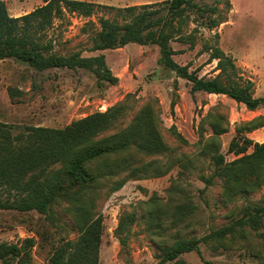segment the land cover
<instances>
[{
	"label": "rangeland",
	"instance_id": "obj_1",
	"mask_svg": "<svg viewBox=\"0 0 264 264\" xmlns=\"http://www.w3.org/2000/svg\"><path fill=\"white\" fill-rule=\"evenodd\" d=\"M4 1L14 16L43 4V0ZM89 1L125 7L165 0ZM196 1L205 6L216 5V0ZM225 2L218 5L226 20L214 29L202 26L206 19L195 10L188 12L189 24L184 32L197 27L195 43L192 46L172 42L175 49H185L174 59L180 64L190 63V70L201 66L199 75L211 78L218 73V60L208 62L210 48L219 46L234 58L244 78L255 81L256 96H264V0H230L231 8L227 11ZM123 14L117 8L105 6L96 7L91 16L67 11L63 18L54 20L44 36V41H51L53 50L61 55L105 54L117 82L100 80L88 68L39 71L13 58L1 60L0 121L12 125L14 134L26 125L61 128L84 121L88 133L102 137L129 127L138 114L150 109L168 149L158 155H133L139 164L158 159L162 165L171 163L172 167L160 176L129 180L110 194L104 189L105 194L98 201L104 223L99 264H157L164 249L177 239H201L212 230L235 222L247 206H264V181L257 188L244 191L240 187L228 189L225 178L218 175L210 185L203 178L219 169L214 152L222 153L226 161L237 157L229 151L234 137L263 139L259 128L248 132L242 127L246 121L264 114V106L252 111L225 94L193 95L187 79L160 64L156 44L132 42L120 48L90 51L101 29L99 19L123 21ZM213 122L225 132L216 134ZM205 145L214 148L208 150ZM4 193L6 197L7 192ZM179 204L189 209L175 218ZM66 207L67 203L61 201L56 211L57 224L36 210L0 208V242L21 243L26 237H34L33 261L49 264L55 247L63 239L77 236ZM132 213L136 220L116 233L120 218L129 219ZM258 232L263 236L246 230L220 240H200L201 254L194 250L182 253L180 258L187 264H264V221ZM118 236H126L125 246ZM0 264L4 263L0 260Z\"/></svg>",
	"mask_w": 264,
	"mask_h": 264
},
{
	"label": "trees",
	"instance_id": "obj_2",
	"mask_svg": "<svg viewBox=\"0 0 264 264\" xmlns=\"http://www.w3.org/2000/svg\"><path fill=\"white\" fill-rule=\"evenodd\" d=\"M221 2L216 0V5L205 6L196 0H165L115 7L89 0H43V4L33 10L14 16L9 13L6 2L0 0V61L13 58L39 71L88 68L100 80L115 83L118 77L107 65L105 54L85 57L76 52L61 55L53 50L51 41H44V36L54 20L63 18L67 11L91 16L99 6L117 8L124 12V20L101 17V29L90 51L120 48L132 42L156 44L160 49V64L187 79L193 95L197 92L225 94L244 103L249 110H256L264 106V96H256L255 81L244 78L234 58L221 47L210 48L208 62L218 60L215 67L218 73L211 78L199 75L201 66L190 70V63L180 64L174 59V55L184 53L185 49H175L172 42L192 46L195 43L197 27L189 33L184 32V27L189 24L188 12L195 10L206 19L202 26L214 29L226 20L218 5ZM225 4L227 11L231 8L230 0ZM149 110L144 109L138 114L129 127L102 137L88 133L84 121L61 128L26 125L17 134L12 132V125L0 121V208L36 210L45 214L52 224H57V208L65 201L72 226L77 229L75 238H65L55 247L49 264H99L104 223L98 201L103 198L104 189L110 194L129 180L160 176L172 167L171 163L162 165L158 159L139 164L133 155H158L168 149L160 126ZM263 126L264 114H260L246 121L242 128L251 132ZM213 130L216 134L225 132L215 122ZM178 136L183 139L180 133ZM205 146L209 150L216 144ZM229 151L237 156L232 161H226L222 153L214 152L213 158L219 169L214 175L203 177L206 184L210 185L218 175L225 178L230 190L240 187L247 191L259 187L264 181V141L236 136ZM4 192H7L6 197ZM188 209L187 205L179 204L174 217L185 215ZM135 220V213L129 219L122 216L116 233L128 228ZM263 221L264 206H247L235 222L212 230L201 239H177L171 247L164 249L157 264L168 261L187 264L180 255L194 250L201 254L200 240H220L246 230L263 236L258 232ZM119 239L125 246L126 236ZM34 245V237H26L21 243L1 241L0 260L4 264H36L31 256Z\"/></svg>",
	"mask_w": 264,
	"mask_h": 264
},
{
	"label": "crops",
	"instance_id": "obj_3",
	"mask_svg": "<svg viewBox=\"0 0 264 264\" xmlns=\"http://www.w3.org/2000/svg\"><path fill=\"white\" fill-rule=\"evenodd\" d=\"M15 16H18V15H15ZM252 111H254V110H252ZM258 131L263 136V139L262 140H259L260 142H262V141H264V126L261 127V128H259ZM254 133H256V132H252V134H254ZM251 136H253V135H251Z\"/></svg>",
	"mask_w": 264,
	"mask_h": 264
}]
</instances>
